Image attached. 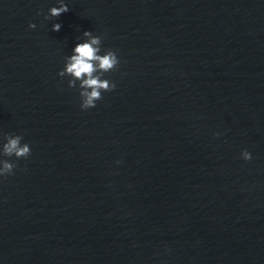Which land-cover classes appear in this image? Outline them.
<instances>
[{
	"label": "water",
	"instance_id": "1",
	"mask_svg": "<svg viewBox=\"0 0 264 264\" xmlns=\"http://www.w3.org/2000/svg\"><path fill=\"white\" fill-rule=\"evenodd\" d=\"M63 2L0 0V264H264V0ZM85 31L119 64L82 111Z\"/></svg>",
	"mask_w": 264,
	"mask_h": 264
},
{
	"label": "clouds",
	"instance_id": "2",
	"mask_svg": "<svg viewBox=\"0 0 264 264\" xmlns=\"http://www.w3.org/2000/svg\"><path fill=\"white\" fill-rule=\"evenodd\" d=\"M59 6L52 7L48 11L45 19L58 18L61 14L69 11L63 0H58ZM39 15V13H37ZM29 29L35 28L34 24L28 25ZM61 24L52 25L51 31H59ZM85 42L77 43L72 49V54L65 58L62 71L57 75L61 78L70 77L68 87L74 88L79 82L80 108L82 111L95 107L96 101L102 99L101 93L113 91L116 87L114 83L107 79H102L105 73L113 71L119 64L115 51L108 49L101 55V38L93 36L91 32H83ZM5 141L0 145V156L14 157L15 159H27L31 155L30 147L27 143L22 144V136L5 134L2 137ZM245 161L251 159L247 151L241 153ZM16 167L8 160H0V177L13 174Z\"/></svg>",
	"mask_w": 264,
	"mask_h": 264
}]
</instances>
